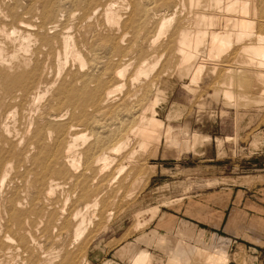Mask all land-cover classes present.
<instances>
[{
  "label": "bare ground",
  "instance_id": "6f19581e",
  "mask_svg": "<svg viewBox=\"0 0 264 264\" xmlns=\"http://www.w3.org/2000/svg\"><path fill=\"white\" fill-rule=\"evenodd\" d=\"M257 21L264 23V0H0V264H88L85 243L79 255L70 256L68 250L63 254L65 244L56 247L50 240H59L66 225H72L70 244L82 242L106 197L101 199L104 189L149 148L159 132L155 127L169 130L163 118H156L158 107L174 95L160 86L166 74L194 82L206 70L203 52L209 59L220 58L234 44L250 43ZM257 37L256 44L254 37L252 45L242 46L244 62L262 69L264 35ZM248 76L241 79L253 85ZM220 89L237 106L254 100L232 88ZM113 209L107 210L109 220ZM42 233L48 248L41 244ZM147 252L134 254L135 264H151ZM214 252L197 255L204 264L228 262V255Z\"/></svg>",
  "mask_w": 264,
  "mask_h": 264
},
{
  "label": "rangeland",
  "instance_id": "374dc122",
  "mask_svg": "<svg viewBox=\"0 0 264 264\" xmlns=\"http://www.w3.org/2000/svg\"><path fill=\"white\" fill-rule=\"evenodd\" d=\"M7 2L12 3L11 0H7ZM1 14L3 13L1 12ZM256 24L250 43L246 44L249 42L248 39L245 40V43L234 44V48L231 47L232 50L227 48L230 49V53L225 50L220 58L210 57L209 59L206 53H202L203 56H200L202 59L207 57V60H201L204 61L203 71L206 70L201 72L202 76L199 73L200 77L197 75L198 78L194 80V82L199 81L198 84L195 83L197 86L194 82H189L192 81L190 79L181 82L175 74L171 75L170 72L166 74L170 75L167 76L169 79L166 78L165 82L161 81L160 86L164 91H174V95L158 107L159 114L156 118L160 121L163 118L161 122H164L165 126H169V130H164L165 127H155V133L159 131L154 136L156 141L152 140L147 143L149 148H145L146 150L143 149L139 153L138 156L141 157H137L135 160L137 162H132V165H129L127 170H130L116 180L117 184L114 182L111 187L104 189L101 199L105 193V196L108 197L101 200L99 206L101 209L98 208L96 216L92 220L93 223L82 242L74 246L70 244L73 235L69 239V234L73 229L72 225L69 227L66 225L63 237L59 240L56 238V242L51 239V245L57 247V244L63 243L65 244L63 254H66L68 250L70 256H74V254H80L81 245L85 243L83 247H86L84 253H86L88 264H132L131 256L135 245L138 248L149 249L156 258V260L154 259L156 264H165L170 259L173 255L169 252L170 247L180 246L191 250L201 245L209 247L215 253L218 252L217 254L228 255L229 259L226 264H264V88H260L264 83L261 75V73L264 74V67L260 69L254 65V69L253 65L247 66L244 62V59L247 58L246 51L242 47L245 44L252 45L254 37L256 38L253 44H256L258 42L257 35H264V28L262 30L260 28L262 24L258 21ZM260 30L262 33L259 32ZM255 31L258 33H255L256 36ZM205 45L204 49L206 48L205 51H208L209 48L207 44ZM235 48L237 51L234 50ZM228 56L231 58H227ZM235 56L242 59L239 62L241 65L243 64V67ZM137 57L138 55L134 56V60L132 59L136 64L139 60ZM234 61L235 63H233ZM229 62L233 63V66L231 64L230 66ZM134 63L132 64L134 65ZM210 65L213 67L209 68ZM205 66L208 67L205 68ZM232 69L234 70L231 73ZM131 71H133V67ZM242 71L245 72L243 75ZM251 72L255 74L252 75V78L249 75ZM258 75L262 77L261 80L256 78L259 77ZM244 76L254 79L252 80L253 85L244 82L245 80L241 79ZM172 78L173 81L170 80ZM242 80L243 82H239ZM182 83L194 88L193 92L183 90L184 84ZM260 83L262 86L259 85ZM226 87L232 88L231 90L235 94H250L253 96L249 95L250 99L254 98V100L248 102V99L247 102L245 101L246 103L242 101L237 106L236 101H227L220 93V88L226 89ZM253 91L257 92L255 96ZM260 95L262 96L259 97ZM256 98H263V103L256 102ZM146 113L149 118L151 113L149 111ZM83 128L82 130H85L87 127ZM82 130L80 129L84 133ZM85 133L92 137L93 132L90 129L87 128ZM161 133L163 137L160 139L158 137L161 136ZM126 163L128 165L127 161ZM137 167L140 169L138 170ZM135 171H137V175ZM140 171L142 173H139ZM112 173L113 170L108 172L109 176ZM133 175L137 176L135 178L137 183H133L135 181ZM119 188H122V191ZM129 189H133V191L131 192ZM118 190L120 194L117 195ZM61 192L58 191L56 195L64 198V192ZM121 192L123 193L121 194ZM113 195L119 197L115 199ZM58 196L55 198L59 199ZM155 207H158V213L152 217V213L148 209ZM111 209L114 210L113 214L115 215H112L113 217L109 220L107 210ZM138 213L140 216L137 215ZM99 214L100 217L97 216ZM104 216L108 218L107 221ZM139 220L143 226L137 229V223L140 224ZM185 224L196 227V236L189 237L180 232V228ZM70 227L71 231L69 230L68 234ZM43 234L45 233L41 235V244L48 248L51 246L50 243L47 244L50 241ZM160 235H165L168 238V243L158 245ZM43 237L48 240L46 241ZM144 237L153 238L154 244L148 246L142 241ZM240 250L243 251L242 254ZM80 263L81 261L77 262V264Z\"/></svg>",
  "mask_w": 264,
  "mask_h": 264
},
{
  "label": "crops",
  "instance_id": "0c3cea01",
  "mask_svg": "<svg viewBox=\"0 0 264 264\" xmlns=\"http://www.w3.org/2000/svg\"><path fill=\"white\" fill-rule=\"evenodd\" d=\"M155 208H149L148 209V211L149 212H151L152 213V215H153V217H155L156 216V214L158 213V211H156V210H158V207L156 208V210H154ZM155 212V214L153 213V212ZM137 215H139L140 216V213H138ZM139 222H140V225H138V223H137V229L140 227H142V222L139 220ZM139 228V229H140ZM180 232L183 234V235H186V236H189V237H194V236H196V234H197V229H196V227L194 226V225H191V224H185L182 228H180ZM148 239L149 240H151V241H148ZM142 241L143 242H146V244L148 245V246H151V245H153L154 244V239L153 238H151V237H144L143 239H142ZM151 242V243H150ZM166 243H168V238L165 236V235H160L159 236V243H157L158 245H165ZM136 248H138L136 245L133 247V251H132V255H133V258H132V256H131V262H133L134 261V264H135V261H136V258L137 257H135V256H138V254L140 255L141 253H140V251L142 252V253H144V252H146V251H149V249H146L145 250V248L143 249V250H141L142 248H138V249H136ZM206 248V249H205ZM202 249H204V250H202ZM209 248H207V246H203V245H201V246H196V247H194L193 249H191V250H187V249H185L184 247H180V246H174V247H170L169 248V252H170V254H173L171 257H170V259L168 260V262L170 263V264H172L174 261L175 262H179V264H204V261L203 260H205L204 258H203V260H202V256H198V255H201L202 254V252L203 251H210L211 253H213V251H211L210 249L208 250ZM137 250V251H136ZM145 250V251H144ZM176 250V251H175ZM200 250H202V252H200ZM135 251V252H134ZM144 251V252H143ZM198 252V253H197ZM149 255H150V257H151V264H156L155 263V260H156V258H155V256L149 251V252H147ZM215 253V252H214ZM134 254H135V256H134ZM137 254V255H136ZM198 254V255H197ZM193 255V256H192ZM180 257V258H179ZM183 258V259H182ZM185 258V259H184ZM133 259V260H132ZM155 259V260H154ZM173 259V260H172ZM180 259V260H179ZM178 260V261H177ZM195 260V261H194ZM183 262V263H181V262ZM168 262L166 261V263L168 264ZM165 263V264H166ZM133 264V263H132Z\"/></svg>",
  "mask_w": 264,
  "mask_h": 264
}]
</instances>
